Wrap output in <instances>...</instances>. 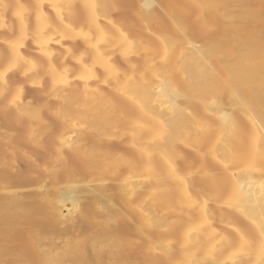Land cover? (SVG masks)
<instances>
[{"label":"bare ground","instance_id":"6f19581e","mask_svg":"<svg viewBox=\"0 0 264 264\" xmlns=\"http://www.w3.org/2000/svg\"><path fill=\"white\" fill-rule=\"evenodd\" d=\"M23 1L0 2V264H264V0H81L77 33L48 0L61 38ZM25 65L37 103L9 93Z\"/></svg>","mask_w":264,"mask_h":264},{"label":"rangeland","instance_id":"374dc122","mask_svg":"<svg viewBox=\"0 0 264 264\" xmlns=\"http://www.w3.org/2000/svg\"><path fill=\"white\" fill-rule=\"evenodd\" d=\"M6 1H9V2H12V3H15V2H17V0H6ZM21 2H22V0H20ZM29 1H31V0H29ZM28 0H26V2H24V3H26L27 5H29L30 3H27V2H29ZM48 1V0H47ZM47 1H45L46 2V4L44 3V0H43V8H44V10H47V12L49 13H51V11H52V13H51V15H53L54 14V12H53V10H51V7L50 6H48L49 5V1L47 2ZM54 1H56V2H59L63 7H65L66 6V3H68V2H66V0H62V1H64L65 2V4H64V2H60L59 0H54ZM0 2H1V0H0ZM33 2H34V0H33ZM80 3V4H79ZM31 4L32 5H29V6H33V4H34V6H35V2L34 3H32L31 2ZM65 6H64V5ZM45 5H47V6H45ZM48 7V8H46L45 9V7ZM70 10L71 11H74L73 13V15H70V16H67V14H65L63 17L64 18H66V16H67V19H68V21L66 20V22H70V23H67V25L68 24H70L74 29V31L73 30H71L70 32H76L77 33V31H78V27H80L81 25H82V23H84V9H83V7H82V5H81V0H72V2H71V4H70ZM73 8V9H72ZM81 10V11H80ZM81 15V16H80ZM115 15H117L118 17H120V18H122L123 16H127L128 15V13H127V11H123V12H115ZM53 18L57 21V23H58V28L55 30V31H53L51 34L52 35H54V36H56V37H62L63 36V34H65V33H67V31L66 30H64V27H63V25L61 24V20H60V17L58 16H56L55 14L53 15ZM2 18H1V16H0V20H1ZM11 19V21L12 22H14L15 24H16V19L15 18H13V17H11L10 18ZM80 21V22H79ZM80 24V25H79ZM5 33H4V32ZM1 32H3V34H4V36L7 34V32H6V29L4 28V27H2V26H0V33ZM7 36V35H6ZM5 36V37H6ZM5 37H3V38H5ZM3 41H4V39L3 40H0V53L1 54H3V55H7L8 53H9V48H8V46L4 43L3 44ZM4 46H5V48H6V50H4ZM27 46H30V43H28V45ZM79 46L80 45H77V46H75L74 45V48L76 47V49L77 48H79ZM58 48V47H57ZM23 49V51H22V55L25 57V58H27V57H29L30 55H32V54H28V56L26 57V54L24 53L26 50V53H28L29 51H31L32 52V50L31 49H29L28 47H27V49L26 48H22ZM2 50V51H1ZM5 51V52H4ZM25 54V55H24ZM33 55H35V53L33 54ZM32 55V56H33ZM31 56V57H32ZM29 57L31 60H37L36 59V57L34 58V57ZM29 58H27V59H29ZM37 58H38V56H37ZM29 59V60H30ZM8 62V64L9 63H11V62H9V61H5V62H2V63H0V64H2V65H0V70L1 69H3V68H6L7 66H8V64H5V63H7ZM21 63H18V64H16V65H20ZM26 64V63H25ZM10 65H12V63L10 64ZM27 65H25V66H21V67H19V69H17L18 67H12L10 70H8V72H7V75H11V76H9V78H10V80L11 79H13L12 78V75H13V73L14 72H16L17 70V72H19L20 73V71L22 72V71H25V69L26 68H28V67H26ZM22 67H26L25 69L24 68H22ZM22 69V70H21ZM24 69V70H23ZM20 70V71H19ZM10 72V73H9ZM16 72V73H17ZM15 73V74H16ZM19 73H17V75H19V76H17L16 75V78L17 79H19V81H17L16 80V78H14V80H12L13 82L12 83H10V91H9V93H10V95H16V96H21L22 98H23V100H26L29 96H31V98L29 97V99L28 100H26L25 102H36V101H39L40 99H42V97L45 95V92H44V94L43 93H40L41 91L40 90H42V89H38L39 91L37 92L36 90V88L34 87L35 85L34 84H31L30 82H28V79L26 78V79H22V78H24L23 77V75L21 76V74L23 73H21V74H19ZM28 74H27V76L30 78L31 76H32V74H30L29 72H27ZM30 74V75H29ZM20 78H21V80H20ZM16 80V81H15ZM26 80V81H25ZM25 81V82H24ZM60 81H63V78L62 79H60ZM10 82V81H9ZM48 83H49V78H45L44 80H43V82H42V84H43V87H42V85H41V87L42 88H44L43 90H46V88H47V86H48ZM2 85H1V83H0V87H1ZM46 86V87H45ZM36 87H37V85H36ZM34 88L36 89V90H34ZM38 88V87H37ZM40 88V87H39ZM43 92V91H42ZM38 95H39V97H38ZM43 95V96H42ZM32 99V100H31ZM53 101H55V103H57L56 102V100L54 99V98H52L51 99V97H50V101L49 102H53ZM37 103V102H36ZM54 103V102H53ZM53 103H51L50 105H52ZM56 105V104H55ZM8 109V110H7ZM15 109V108H14ZM14 109H13V107H9V108H6V110H5V112H6V114H5V112L3 113L2 111H0V115H7V116H3L2 115V117H1V120H0V123L4 126L5 124H7V123H9V121L11 122V120L13 119H10V114H11V117L12 116H14V113H15V111H14ZM4 111V110H3ZM1 112H2V114H1ZM40 114L42 115V116H45V117H48V119L50 120L52 117H50V116H47V113H46V110L45 109H42L41 111H40ZM9 115V116H8ZM4 118V121L6 122V123H4V121L2 122V119ZM8 118H9V120H8ZM53 119H54V117H53ZM8 120V121H7ZM24 121L26 120V119H23ZM55 120V119H54ZM53 120V122H55ZM52 122V121H51ZM52 122V123H53ZM22 147L26 150V151H28L29 153H31V154H36L37 153V151H34V150H32V148L31 147H29L28 145H22ZM38 155V154H37ZM16 161H17V166L19 167V171L21 172V173H17V177L18 178H21V179H23V180H21V183H22V188H24V187H27V188H24V189H26V190H30V191H32V192H36L37 191V187H38V185L40 184V182L42 181V179H43V177H42V175L35 169V168H31L30 167V165L27 163V161L25 160V159H23L21 156H19V155H17V158H16ZM28 170H30L36 177L35 178H32V179H30V180H26V178L24 177V172L26 173V171H28ZM73 207H70V208H67V209H64V214L66 215V214H68L70 211H72L73 209H72ZM58 227L59 228H65V227H67V225H65V224H59L58 225ZM87 228V226H86V224L85 225H83V226H81L80 228H78V229H73L72 228V234L74 235V236H76V237H83V232L85 231V229Z\"/></svg>","mask_w":264,"mask_h":264}]
</instances>
